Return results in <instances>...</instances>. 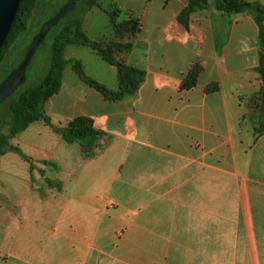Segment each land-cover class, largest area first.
<instances>
[{"label": "crops", "instance_id": "1", "mask_svg": "<svg viewBox=\"0 0 264 264\" xmlns=\"http://www.w3.org/2000/svg\"><path fill=\"white\" fill-rule=\"evenodd\" d=\"M111 2L85 14L82 32L140 72L137 83L113 99L86 79L118 93V67L68 45L60 88L42 103L51 126L91 120L104 145L89 156L44 122L14 137L31 162L55 165L60 189L50 187L72 198V222L57 234L74 263L56 257L65 247L34 238L19 205L13 224L28 241L0 248V264H264V132L243 151L234 141L264 87L262 24L213 2ZM98 16L107 21L95 39Z\"/></svg>", "mask_w": 264, "mask_h": 264}, {"label": "rangeland", "instance_id": "2", "mask_svg": "<svg viewBox=\"0 0 264 264\" xmlns=\"http://www.w3.org/2000/svg\"><path fill=\"white\" fill-rule=\"evenodd\" d=\"M69 0H39L33 15L28 22V30L19 35L13 44L9 45L0 61V84L12 73V71L23 61L29 46L39 32L42 24L52 17L59 9ZM222 0H207L206 4ZM238 2L239 13H249L260 19L264 29V0H236ZM111 0H97L96 5L108 6ZM84 15V14H83ZM85 17V16H84ZM90 21V20H89ZM94 33L99 36L90 34L92 38L103 37L105 34L104 23L107 21L106 16H98L91 20ZM64 22L53 29L44 43L36 51L34 59L27 68L26 79L24 84L18 88L12 98L0 107V134L10 136V122L12 119V108L18 95L24 90L37 86L45 79L50 65L51 46L54 35L61 30ZM72 53V47L66 51V56ZM89 54V51H87ZM135 80L139 79L134 76ZM264 88L251 99L250 105L244 108L241 120L234 129V141L240 151L245 149V145L250 143V139H255L264 131ZM36 122H44L38 120ZM45 123V122H44ZM40 123L33 125L28 133L31 137H36L35 130ZM46 124V123H45ZM105 142L101 134L97 142L89 147V156H94L100 146ZM12 149L18 148L14 144V137L8 140ZM8 149L6 154L0 157V166L2 171L11 166V172L0 173V181L4 186L0 189V248L7 247L11 243L18 242L22 238L20 230L16 229L13 224V215L20 219V206L22 205L23 213L31 219L27 228L34 231V238H42L46 244H59L64 249H60L56 257L61 262L69 261L72 255V263L76 254H71L68 244L60 242L58 231L64 230L67 224L72 222V198L65 195H58L57 189L50 187L48 181L56 179L58 170L43 163H33L35 168L31 170L30 164L25 161L14 150ZM58 197V198H55ZM13 214V215H12ZM13 224V225H12ZM59 241V242H58ZM31 242V241H29ZM79 255V254H78Z\"/></svg>", "mask_w": 264, "mask_h": 264}, {"label": "trees", "instance_id": "3", "mask_svg": "<svg viewBox=\"0 0 264 264\" xmlns=\"http://www.w3.org/2000/svg\"><path fill=\"white\" fill-rule=\"evenodd\" d=\"M96 1L97 0H78L75 8L70 13H68L55 27H53L49 31L50 33L53 29L59 27L61 23L64 22V25L61 28V30H59L53 37V43L50 50L51 58H50L49 71L45 79L41 84L34 87H30L24 90L23 92H21L18 95L13 105L12 119L10 122V136H5L3 134H0V157L5 155L8 149H12L8 143V140L11 137L12 138L16 137L18 134L25 131L30 126V124L42 119L47 125L51 126L50 119L42 111V103L48 98H50L52 95H54L60 88L62 74L65 67L64 51L68 45L91 46L94 50L98 51L99 54L102 55L111 65L118 67L119 72L122 74L121 83L123 85V89L118 93L110 92L107 89H105L103 86H100L97 83L92 82L89 79H86V81L89 82L92 86L102 90L106 95L112 97L113 99L121 98L125 93L128 92L130 87H133L137 83L136 81L138 79L135 80L134 76L136 75L139 77V75H141L140 72L132 68H128L125 65L118 64L115 60L112 59L110 54H108L106 51H103L101 49L99 44L90 42L82 32V23L84 20V16L92 7L96 5ZM191 1L203 3V4H206L207 2V0H191ZM38 2L39 0L23 1L17 22L13 27V30L6 44L4 45L2 51L0 52V61L3 57L4 52L9 47V45L13 44L19 35H21L23 32H26L28 30V26H27L28 22L31 19L33 15V11L36 8ZM66 4H64L62 7H64ZM216 7L219 10L226 13H233V12L238 13V9L240 8L236 0L217 1ZM56 14L57 13H55L52 17H54ZM52 17L47 19L42 24V26ZM257 20L261 22L260 19L257 18ZM49 33L47 34V36L49 35ZM260 45L262 48V52L260 57L259 73L264 82L263 27L261 28L260 31ZM14 71L15 69L12 72ZM26 73H27V69L25 72V79H26ZM24 82L22 83V85L24 84ZM17 90L9 98H12L13 95L17 92ZM6 101L7 99L0 105V107ZM51 127L53 128L54 132L61 135L62 138L68 144L78 143L82 148V152L86 154L90 153L89 147L93 145L95 142H97L100 135L102 134L100 131L94 129L93 121L91 120H83V119L75 120L71 122L68 127L64 129L56 128L54 126ZM12 150H14L17 154H19L25 161L29 162L31 170L35 168L34 164L31 162V159L27 157L19 148H14ZM44 163L45 165H52L55 167L54 164L48 162H44ZM49 185L56 186L55 182L52 181H49ZM56 187L60 189V186H56Z\"/></svg>", "mask_w": 264, "mask_h": 264}, {"label": "water", "instance_id": "4", "mask_svg": "<svg viewBox=\"0 0 264 264\" xmlns=\"http://www.w3.org/2000/svg\"><path fill=\"white\" fill-rule=\"evenodd\" d=\"M23 1L24 0H0V52L17 22ZM77 1L78 0H69L54 17L41 27L29 46L23 61L17 66L16 70L0 84V105L22 85L25 80L26 69L34 58L36 51L44 43L47 34L75 8Z\"/></svg>", "mask_w": 264, "mask_h": 264}]
</instances>
